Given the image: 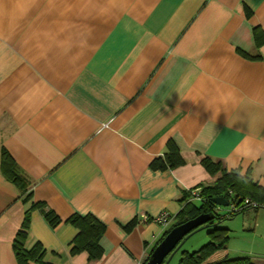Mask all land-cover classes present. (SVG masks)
<instances>
[{
  "label": "crops",
  "instance_id": "0c3cea01",
  "mask_svg": "<svg viewBox=\"0 0 264 264\" xmlns=\"http://www.w3.org/2000/svg\"><path fill=\"white\" fill-rule=\"evenodd\" d=\"M254 28L264 35V0H0V264H18L13 241L33 203L60 220L28 214L26 246L41 245L43 264H148L174 219L140 214L174 217L185 191L219 176L204 157L264 186ZM169 144L182 163L159 168ZM3 151L29 197L5 174ZM74 214L104 225L98 257L72 252ZM196 231L164 264L210 240L208 228L189 240ZM240 254L225 246L206 263L264 264Z\"/></svg>",
  "mask_w": 264,
  "mask_h": 264
},
{
  "label": "trees",
  "instance_id": "16d2710c",
  "mask_svg": "<svg viewBox=\"0 0 264 264\" xmlns=\"http://www.w3.org/2000/svg\"><path fill=\"white\" fill-rule=\"evenodd\" d=\"M254 37L257 42L264 40V35L258 28H254ZM154 162H157L159 168L174 167L182 163L174 144H169L168 151L158 161ZM1 164L7 177L20 188L22 193H26V196L29 197L30 191L27 189L28 183L25 176L11 157L7 155L6 151L2 152ZM202 164L211 175L219 174V176L209 185H203L184 192L183 206L174 216V223L165 231L164 236L178 224L203 213H213V219L197 228H208L210 240L193 252H183L178 264H254L249 257L225 258L214 263H206L214 252L225 247L228 243L230 231L221 222L251 208L246 206V208L236 212L227 210L220 215L218 212L220 206L214 204L211 199L213 197H224L227 199L228 204L232 201L237 206L247 199L249 203H256V207L264 206V186L255 182L248 173L241 174L239 170L228 171L219 162L213 161L209 157H204ZM152 165L155 166V164ZM195 189L199 190L200 200L193 199L191 196V190ZM36 207L43 211L45 217L53 226L60 221L51 209L45 208L44 203H33L26 209L22 229L18 231L13 241V249L18 264H43L44 250L41 245L35 242L29 247L26 246L28 214ZM67 221L79 229V233L72 244V252L75 253L85 249L88 251L90 258L98 257L102 251L99 240L104 231V225L91 215L74 214ZM194 231L190 232L189 235ZM164 263L165 261L162 264Z\"/></svg>",
  "mask_w": 264,
  "mask_h": 264
},
{
  "label": "rangeland",
  "instance_id": "374dc122",
  "mask_svg": "<svg viewBox=\"0 0 264 264\" xmlns=\"http://www.w3.org/2000/svg\"><path fill=\"white\" fill-rule=\"evenodd\" d=\"M228 210L227 206H220L219 213L223 214ZM257 211V212H255ZM257 213V217H255ZM259 215V217H258ZM254 222L257 224V227L254 231L249 228L254 225ZM230 231L229 242L226 247H229L235 250L237 253H242L240 255L250 256L262 259L264 257V206L261 205L258 208L251 207L242 211L241 213L236 214L231 218H227L221 222ZM253 227V226H252ZM206 227H203L202 230L196 231L189 237V240H194L202 234H206ZM209 237V236H208ZM192 238V239H191Z\"/></svg>",
  "mask_w": 264,
  "mask_h": 264
},
{
  "label": "water",
  "instance_id": "95a60500",
  "mask_svg": "<svg viewBox=\"0 0 264 264\" xmlns=\"http://www.w3.org/2000/svg\"><path fill=\"white\" fill-rule=\"evenodd\" d=\"M211 201L218 206H228V201L224 197H213ZM213 217V213H203L174 226L155 246L148 258V264H162L165 258L179 247L183 239L190 232L203 226L206 222L213 219ZM179 242L181 243L179 244Z\"/></svg>",
  "mask_w": 264,
  "mask_h": 264
},
{
  "label": "built area",
  "instance_id": "2783aa9c",
  "mask_svg": "<svg viewBox=\"0 0 264 264\" xmlns=\"http://www.w3.org/2000/svg\"><path fill=\"white\" fill-rule=\"evenodd\" d=\"M198 189H195V190H191V196L193 199H196V200H200V197L198 195ZM246 206L248 207H256L257 204L254 203V202H248V200H244L239 206H237L235 203H233L231 201L230 204H228V211L229 212H236V211H239L241 209H244L246 208ZM228 216V215H227ZM140 219L143 220V221H153L155 223H158V224H161L163 225L164 227H167L169 226V224L172 222V220L174 219V217L169 214L167 211H164V212H161L159 215L155 216V217H150L144 213L140 214ZM264 259V257H263ZM135 264H142L141 261H137Z\"/></svg>",
  "mask_w": 264,
  "mask_h": 264
}]
</instances>
